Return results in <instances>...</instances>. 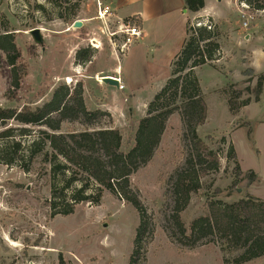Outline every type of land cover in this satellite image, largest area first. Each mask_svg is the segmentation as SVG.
<instances>
[{
	"label": "rangeland",
	"instance_id": "rangeland-1",
	"mask_svg": "<svg viewBox=\"0 0 264 264\" xmlns=\"http://www.w3.org/2000/svg\"><path fill=\"white\" fill-rule=\"evenodd\" d=\"M205 1L211 17L195 14L189 21L196 26L211 20L224 57L220 52L218 61L194 70L207 110L206 120L196 133L216 154L219 169L208 171L200 179L201 189L192 195L181 215L186 228L193 219L207 213V198L234 203L250 196L264 202V84L258 102L251 93L258 73L264 74V11L251 14L239 0ZM97 10L96 0H0V33L14 36L19 51L17 73L21 77L19 87L12 89L11 69L0 51V108L38 111L61 87H69L72 92L80 85L86 109L108 114L95 127L117 130L122 139L121 151L126 152L133 145L134 130L146 115L148 104L170 78L172 58L180 44L174 40L169 45L170 39H162L159 47H153L139 40L116 59L110 55L113 48L104 40L97 56L88 44L90 34L101 25ZM58 13L69 15V20H59ZM77 21L87 22L89 28H74ZM176 22L170 32L180 40L185 34V19ZM244 24L248 40L243 39ZM34 29L40 30L41 45L30 36ZM87 48L93 51L91 66L90 62L75 60L76 52ZM168 52L172 55L166 56ZM116 66L123 68L124 77L130 81H123L122 91L98 79L90 80L91 71L108 74ZM236 92L242 93L238 103L246 99L250 103L233 114L226 101ZM6 126L17 128L11 122ZM29 129L35 135L15 140L29 144L39 128ZM85 130L91 128L80 122L65 121L60 128L61 133ZM229 147L235 152V162L228 157ZM191 154L181 117L175 113L167 121L152 160L130 178L154 226L145 264H224L226 255L219 243L181 248L164 230L166 182L183 168ZM24 165L26 170L19 164L0 162V264H128L139 223L133 207L104 191L97 206L79 204L72 215L51 216V190L53 185L61 184L60 174L53 176L50 165L42 163L40 157L33 162L26 159ZM250 172L255 176L252 182ZM245 264H264V257Z\"/></svg>",
	"mask_w": 264,
	"mask_h": 264
},
{
	"label": "trees",
	"instance_id": "trees-1",
	"mask_svg": "<svg viewBox=\"0 0 264 264\" xmlns=\"http://www.w3.org/2000/svg\"><path fill=\"white\" fill-rule=\"evenodd\" d=\"M239 2L245 4L251 14L264 11V0ZM184 3L185 9L192 14L204 7V0H184ZM57 18L67 22L69 15L65 17L58 13ZM207 21L206 25L200 26L187 21L185 39L170 65V78L148 104L146 115L138 121L134 130L133 145L126 152L121 151L122 139L117 130L95 127L96 122L108 114L86 109L80 85L72 92L69 87H61L52 95L50 102L38 111L0 108V162L5 165L19 164L26 170V159L33 162L40 157L42 163L50 165L53 176H61V184L52 186L49 202L51 216L72 215L79 204L97 206L104 191L135 209L139 223L128 264H145L146 248L154 234V226L148 220L130 178L152 160L167 121L175 113L181 117L192 154L185 160L183 168L176 170L166 182L163 194L167 202L164 230L169 239L187 249H194L205 242L219 243L226 255L224 264H245L264 257V202L259 199L246 196L237 202L225 203L207 198V213L204 216L193 219L187 228L181 218L192 195L201 189L200 179L208 171L217 172L219 169L216 154L206 148L196 133L197 127L206 120L207 110L194 70L218 61L221 52L217 28L210 19ZM0 51L5 54L11 69V88L17 89L21 79L16 67L19 51L12 34L0 33ZM92 55L91 49H80L75 54V60L85 64L91 62ZM247 73H251V70ZM263 84L262 73L257 76L251 92L255 102L259 101ZM241 94L236 92L233 98L228 95L226 104L230 113L234 114L249 105V99L237 102ZM65 121L80 122L91 130L61 133V124ZM9 122L17 128L7 127ZM34 127L39 130L29 144L15 140V137L22 139L35 135L29 129ZM221 142H224L223 138ZM227 154L235 162L232 147H229ZM235 171L238 176V166ZM249 178L250 182L255 179L252 172Z\"/></svg>",
	"mask_w": 264,
	"mask_h": 264
},
{
	"label": "crops",
	"instance_id": "crops-1",
	"mask_svg": "<svg viewBox=\"0 0 264 264\" xmlns=\"http://www.w3.org/2000/svg\"><path fill=\"white\" fill-rule=\"evenodd\" d=\"M219 1L220 0H218V2ZM105 3L112 10V16L109 19L111 26L121 24L127 20H135L138 22L142 31L141 38L139 39L141 41L139 40L138 41L142 42V44L146 43L147 45L153 47H159L160 41L162 39H170L171 41L169 42V45L174 40H177L181 48L186 35L184 34L183 38L178 40V38L172 35V33L170 32V30L174 27L172 26V24L174 23V20L177 21L176 23H178L184 21L185 19L184 29L186 32L187 21L189 20L190 16L195 15L185 9L184 0H105ZM196 14L200 15L201 17H208V16L211 17L209 15V12H207L205 0H204L203 9ZM79 22L82 23V27L79 29L89 28L87 22L85 21H79ZM99 27H101V25ZM99 27H95L96 32H94L95 34L91 33L90 34L91 37L93 36L100 37L99 33H97ZM243 30L245 33L246 28H244ZM236 32L239 34L240 30L237 29ZM249 37L250 36L245 33L243 39L248 40ZM100 38L103 39L102 43H104L105 40L106 43L104 44L108 46L106 38L103 36H101ZM220 47H221L222 56L224 57V52L221 44ZM101 50L97 51L96 53L97 56H100ZM110 55L114 56L117 59V55H115L114 52H111ZM171 55L172 53L169 52L166 53V56H171ZM249 56H250L249 64H251L253 61L251 53H249ZM91 63L92 62L89 63L90 66ZM103 77H113L115 79H119L122 85H123V81L130 83V81L124 77L123 68H120L119 66L114 67L112 70H110L108 74H102V71L99 72L91 71L90 80H97L98 78L102 79Z\"/></svg>",
	"mask_w": 264,
	"mask_h": 264
},
{
	"label": "built area",
	"instance_id": "built-area-1",
	"mask_svg": "<svg viewBox=\"0 0 264 264\" xmlns=\"http://www.w3.org/2000/svg\"><path fill=\"white\" fill-rule=\"evenodd\" d=\"M96 5L98 8L96 17L101 23V27L98 29L100 37L103 36L107 39V42L113 48L115 55L122 56L130 45L136 43L141 38L142 31L138 22L135 20H127L121 24L111 26L109 21L112 16L111 8L105 3V0H96ZM242 7L245 8V10H248V7L244 4H242ZM200 25L201 24H197L196 26ZM244 26L247 28L246 24H244ZM100 37L93 36L88 39L89 46L96 51L102 49V41ZM116 80L118 81L117 89L122 91L124 89L122 83L119 79Z\"/></svg>",
	"mask_w": 264,
	"mask_h": 264
},
{
	"label": "water",
	"instance_id": "water-1",
	"mask_svg": "<svg viewBox=\"0 0 264 264\" xmlns=\"http://www.w3.org/2000/svg\"><path fill=\"white\" fill-rule=\"evenodd\" d=\"M73 27L79 29L82 27V23L77 21L73 24ZM30 36L36 44H38V45L42 44L43 39H42V36H41L39 29H34V30L30 31ZM101 83L118 88V81L113 77H103L101 79Z\"/></svg>",
	"mask_w": 264,
	"mask_h": 264
},
{
	"label": "bare ground",
	"instance_id": "bare-ground-1",
	"mask_svg": "<svg viewBox=\"0 0 264 264\" xmlns=\"http://www.w3.org/2000/svg\"><path fill=\"white\" fill-rule=\"evenodd\" d=\"M98 80L100 81V80H101V78H98Z\"/></svg>",
	"mask_w": 264,
	"mask_h": 264
}]
</instances>
